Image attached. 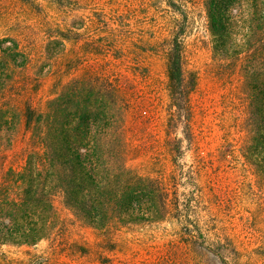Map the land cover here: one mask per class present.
Wrapping results in <instances>:
<instances>
[{
	"label": "trees",
	"instance_id": "16d2710c",
	"mask_svg": "<svg viewBox=\"0 0 264 264\" xmlns=\"http://www.w3.org/2000/svg\"><path fill=\"white\" fill-rule=\"evenodd\" d=\"M64 1L0 0V17L6 22L14 18L17 27L23 13L35 11L27 29L33 45L14 36L0 40V161L18 134L27 137L20 168L0 162L1 246L33 248L54 242L62 228L57 198L81 224L110 242L121 229L177 219L182 183L199 188L200 169H185L182 162L187 150L199 149L192 131L198 78L185 67L189 16L184 7L167 0L180 16L166 54V144L172 170L167 177H152L129 166L130 105L114 69L89 61L109 53L103 43L96 45L105 38H84L81 30L92 29L93 22L69 20L75 15L61 6ZM203 8L213 60L241 70L248 107L239 153L255 186L264 188V0H203ZM40 39L43 46L37 47ZM48 79L50 92L42 99Z\"/></svg>",
	"mask_w": 264,
	"mask_h": 264
},
{
	"label": "rangeland",
	"instance_id": "374dc122",
	"mask_svg": "<svg viewBox=\"0 0 264 264\" xmlns=\"http://www.w3.org/2000/svg\"><path fill=\"white\" fill-rule=\"evenodd\" d=\"M175 1L189 16L185 67L198 78L192 95V131L199 149L187 150L182 162L185 169H200L199 188L189 181L182 183L180 217L121 229L107 242L102 234L81 224L57 198L62 228L54 242L33 248L0 245V264H264V188L255 186L239 153L248 107L241 70L213 60L203 0ZM61 6L72 9L75 17L69 20L93 22L92 29L81 30L84 38H105L96 45L103 43L109 53L89 61L108 63L129 100V166L143 175L167 177L172 164L166 144L170 104L166 54L180 16L167 0H65ZM29 13H23L25 19L18 27L14 18L6 22L1 16L0 40L14 36L21 44L33 45L27 29L35 11ZM72 45H68L70 53ZM51 84V79L44 82L40 98L49 95ZM34 102L40 103L37 98ZM177 135L183 136L181 128ZM26 140L24 134L17 135L14 147L0 161L4 167L22 166Z\"/></svg>",
	"mask_w": 264,
	"mask_h": 264
}]
</instances>
